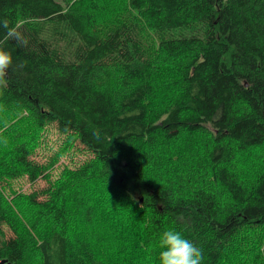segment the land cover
<instances>
[{"label":"trees","instance_id":"16d2710c","mask_svg":"<svg viewBox=\"0 0 264 264\" xmlns=\"http://www.w3.org/2000/svg\"><path fill=\"white\" fill-rule=\"evenodd\" d=\"M2 19L28 44L0 84V264H160L170 228L202 264H264V0H0ZM48 124L90 153L54 179L32 158Z\"/></svg>","mask_w":264,"mask_h":264},{"label":"clouds","instance_id":"9594fccd","mask_svg":"<svg viewBox=\"0 0 264 264\" xmlns=\"http://www.w3.org/2000/svg\"><path fill=\"white\" fill-rule=\"evenodd\" d=\"M0 84L4 83L9 69L13 65V56L6 48L9 41L20 47L28 44L19 23L12 24L8 19L0 20ZM95 139L100 138L98 130L92 132ZM0 143L7 144V138L0 135ZM158 247L160 264H202L203 250L194 241L188 239L182 230L174 228L163 231L159 237Z\"/></svg>","mask_w":264,"mask_h":264},{"label":"rangeland","instance_id":"374dc122","mask_svg":"<svg viewBox=\"0 0 264 264\" xmlns=\"http://www.w3.org/2000/svg\"><path fill=\"white\" fill-rule=\"evenodd\" d=\"M75 1L77 0H64L70 5L74 4ZM65 143V137L57 131L53 124H48L42 130V136L32 153V158L35 161L51 166L48 171L52 179L59 176L63 168L75 167L90 157V153L77 140L69 143L67 149H63ZM254 154L255 157H262L261 153L255 152ZM243 162L246 167L250 163L248 160ZM47 185L45 179L39 178L35 182H30L26 176L11 181L12 192L24 194L31 191L39 192Z\"/></svg>","mask_w":264,"mask_h":264}]
</instances>
